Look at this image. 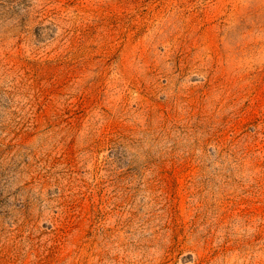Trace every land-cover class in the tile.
<instances>
[{
  "label": "rangeland",
  "instance_id": "374dc122",
  "mask_svg": "<svg viewBox=\"0 0 264 264\" xmlns=\"http://www.w3.org/2000/svg\"><path fill=\"white\" fill-rule=\"evenodd\" d=\"M0 264H264V0H0Z\"/></svg>",
  "mask_w": 264,
  "mask_h": 264
}]
</instances>
